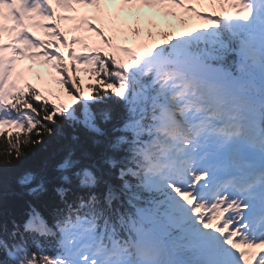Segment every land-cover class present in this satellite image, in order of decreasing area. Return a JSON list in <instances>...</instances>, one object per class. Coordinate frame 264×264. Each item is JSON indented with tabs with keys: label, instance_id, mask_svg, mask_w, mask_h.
<instances>
[{
	"label": "snow or ice",
	"instance_id": "snow-or-ice-1",
	"mask_svg": "<svg viewBox=\"0 0 264 264\" xmlns=\"http://www.w3.org/2000/svg\"><path fill=\"white\" fill-rule=\"evenodd\" d=\"M0 138V172L58 143L19 203L0 179V264H264V0H0Z\"/></svg>",
	"mask_w": 264,
	"mask_h": 264
},
{
	"label": "trees",
	"instance_id": "trees-1",
	"mask_svg": "<svg viewBox=\"0 0 264 264\" xmlns=\"http://www.w3.org/2000/svg\"><path fill=\"white\" fill-rule=\"evenodd\" d=\"M129 37L131 38V33L128 31V38ZM117 40L122 41L124 39L121 38ZM90 82H94V78L92 77V74L84 71L81 72V75L77 78L76 83L77 85L80 86L82 94L87 93L88 91L87 84ZM71 91L72 90L70 84L66 85L59 82L58 89L55 92L54 97L56 99L59 98L61 93L63 92L66 97V100L68 102H71L72 96L69 95V92ZM71 133H72V129L67 128L65 135L70 138ZM5 147L6 145L4 138H0V152H2ZM57 148H58V143L55 140L50 141L48 145L44 147H39L35 149H33L31 145H29L27 148L23 149L26 155L15 169H7L4 170L3 172H0V179L3 180V184L5 188V192H4L5 202L9 207L19 203L21 197L26 195L15 185L14 182L15 175L19 171L24 169L39 170L45 162L50 163Z\"/></svg>",
	"mask_w": 264,
	"mask_h": 264
},
{
	"label": "rangeland",
	"instance_id": "rangeland-1",
	"mask_svg": "<svg viewBox=\"0 0 264 264\" xmlns=\"http://www.w3.org/2000/svg\"><path fill=\"white\" fill-rule=\"evenodd\" d=\"M146 11H147V13L149 12V10L148 9H145ZM79 11L80 12H82V13H91L92 12V9H90V8H88V7H80V9H79ZM124 14H128L127 12H125V13H121V16H123ZM157 16V15H156ZM156 16H154V17H156ZM73 22L72 21H70V23L66 26V28L68 29V28H70V26H71V24H72ZM46 65H48V64H44L43 63V65L40 67V70H42V71H44V67L46 66ZM50 99H54V102L55 103H61V101L63 100V99H61V98H55L54 96H50Z\"/></svg>",
	"mask_w": 264,
	"mask_h": 264
}]
</instances>
